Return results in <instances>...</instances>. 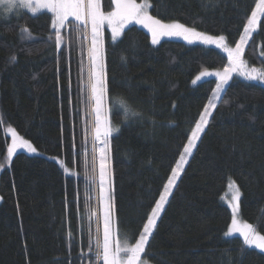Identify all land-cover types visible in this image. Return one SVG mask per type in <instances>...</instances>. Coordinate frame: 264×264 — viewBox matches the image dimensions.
Here are the masks:
<instances>
[{
	"label": "trees",
	"instance_id": "obj_1",
	"mask_svg": "<svg viewBox=\"0 0 264 264\" xmlns=\"http://www.w3.org/2000/svg\"><path fill=\"white\" fill-rule=\"evenodd\" d=\"M150 2L151 15L224 35L230 47L255 4ZM102 9L110 11L111 0H102ZM53 31L49 12L19 9L0 18V264H97L96 192L94 186L89 191L88 179L93 149L85 103L88 46L83 25L74 20L62 30L60 49L49 39ZM104 43L110 121L119 129L109 138L114 208L122 233L131 238L138 236L217 83L213 78L192 81L206 69L220 70L228 59L216 47L181 38L152 45L150 33L137 25L116 41L107 30ZM244 57L264 71V26L253 33ZM120 100L138 116L124 121ZM9 127L40 154L18 152L9 164ZM229 180L242 193V218L264 234V84L239 77L225 88L143 259L151 264H264L259 249L245 246L241 252L243 238L224 235L231 223L223 200Z\"/></svg>",
	"mask_w": 264,
	"mask_h": 264
},
{
	"label": "snow or ice",
	"instance_id": "obj_2",
	"mask_svg": "<svg viewBox=\"0 0 264 264\" xmlns=\"http://www.w3.org/2000/svg\"><path fill=\"white\" fill-rule=\"evenodd\" d=\"M0 2L5 3L9 8L15 7L17 4V0H0ZM19 3L29 8L33 14L41 9H46L51 13V28L54 31L49 39H54L57 49H60L64 42L62 30L66 29L72 20L77 22V25H83L82 35L86 39L90 35L87 47L88 71L85 103L89 109V115L92 117L93 149L92 174L88 179L91 181L89 191H92V186H94L98 203L102 206V217L100 215L96 217V259L99 261L102 258L103 264H147V261L142 259V255L146 253L150 239L158 227V221L185 170L188 158L192 156L197 142L201 141L202 135L205 134L210 124V118L218 103L221 102V93L225 91V85L232 78V74L239 71V74L248 80L264 82V71L255 67L248 69L243 59L245 46L253 33L258 27L264 26L261 24V20L264 18V0H255L254 7L250 15L246 16V23H244L242 33L234 47L227 44L224 35H209L178 20L165 22L151 15L149 9L153 5L150 0H143L141 3H137L136 0H111L112 10L108 12L102 10L101 0H39L38 3L34 0H19ZM133 22L147 29L151 34L152 45L160 44L161 39L165 37L181 38L189 44L200 42L204 45H215L227 53L228 64L222 71L204 70L192 81L193 84H196L202 77L218 79L211 97L194 121L190 134L187 135V142L182 145V150L178 151V159L163 183L158 199H155L154 203L150 205V211L146 213L138 236L134 234L133 237H125L121 241L119 239V220L117 218L114 221L113 173L109 163V138L119 129L112 126L109 118L112 109L109 107L110 89L106 75V50L103 34L105 25H107L111 29V38L115 41L121 36L125 26ZM21 32L31 35L27 28L21 29ZM16 59L15 56L10 58L11 62H15ZM118 103L124 121L138 116V113L133 111L125 101L120 100ZM2 122V118H0V123ZM7 131L11 134V144L7 147V162L9 164L17 149H24L28 153L38 152L37 148L29 140L20 136L15 128L9 127ZM60 164L63 166V161H60ZM3 168L4 166L0 165V170ZM63 171L67 173L69 170L64 168ZM228 188L231 193L228 201L231 208V223L224 235L228 237L238 233L243 238L241 252L247 246L248 248L255 247L264 253V234H261L253 224L241 222L239 219L242 196L239 186L235 181L229 180ZM130 239H134V243H131ZM91 246L90 236L89 247L91 248Z\"/></svg>",
	"mask_w": 264,
	"mask_h": 264
},
{
	"label": "rangeland",
	"instance_id": "obj_3",
	"mask_svg": "<svg viewBox=\"0 0 264 264\" xmlns=\"http://www.w3.org/2000/svg\"><path fill=\"white\" fill-rule=\"evenodd\" d=\"M34 2H39V0H34ZM137 3H141V2H143V0L142 1H136ZM151 3V2H150ZM101 4H102V0H101ZM19 9H24L25 11H27V12H29V13H31V14H33L31 11H30V9L29 8H27V7H24V6H22L20 3H19V0H17V4H16V6L15 7H11V8H9V7H7L6 6V4L5 3H2V2H0V18H9V17H11L17 10H19ZM103 10V9H102ZM112 10V9H111ZM110 10V11H111ZM104 11V10H103ZM41 12H48L46 9H41V10H39L37 13H35V14H33V15H36V14H39V13H41ZM105 12H108V11H105ZM149 12H150V9H149ZM50 13V12H49ZM69 19H72V18H69ZM132 25H137V26H139V27H141V28H143V26L142 25H139V24H136L135 22H133V23H130V24H128V25H126L125 26V28H124V31L127 29V28H129L130 26H132ZM143 29H145L146 31H147V29L146 28H143ZM109 31L110 32V34H111V29L107 26V25H105V28H104V34H103V37H104V42H105V33H106V31ZM89 31H90V29H89ZM123 31V32H124ZM199 31V30H198ZM123 32H122V34H123ZM122 34H121V36H122ZM151 35V34H150ZM121 36L119 37V38H117V40L118 39H120L121 38ZM172 38H176V37H172ZM165 39H170L169 37H165V38H162L161 39V41L162 40H165ZM89 41H90V35H89V37L86 39V42H88V44H89ZM116 41V40H115ZM195 43H200V42H195ZM249 43V42H248ZM200 44H202V43H200ZM104 45H105V43H104ZM248 45V44H247ZM247 45L245 46V50H246V47H247ZM207 46H211V47H216L215 45H207ZM217 48V47H216ZM218 49H220V50H222L223 51V49L222 48H218ZM245 52V51H244ZM226 53V52H225ZM227 54V53H226ZM243 59H244V61L246 62V64H247V67H248V69H251V68H253V67H255L256 65H253V64H251V63H249L247 60H245V57H244V55H243ZM105 63H106V61H105ZM228 64V63H227ZM226 64V65H227ZM225 65V66H226ZM224 66V67H225ZM224 67H222L219 71H222L223 70V68ZM256 68V67H255ZM258 69V68H257ZM207 71H210V72H214V71H218L217 69H214V70H210V69H206ZM200 74V73H199ZM198 74V75H199ZM197 75V76H198ZM233 77H239V78H245L244 76H241L240 74H239V71H237V72H234L233 74H232V78ZM208 78H213V79H215L216 80V82H218V79L216 78V77H202L201 78V80L200 81H197V83H199V82H201V81H203V80H205V79H208ZM231 78V79H232ZM230 79V80H231ZM230 80H229V82H230ZM248 81H250V82H259V83H262V84H264V82H261V81H259V80H248ZM228 82V83H229ZM196 83V84H197ZM227 85L228 84H226L225 85V88L227 87ZM222 94H223V92L221 93V97H222ZM212 95V94H211ZM109 107H110V105H109ZM110 118V117H109ZM112 124V123H111ZM113 126V125H112ZM113 127H115V126H113ZM8 129V128H7ZM7 131V130H6ZM7 133L11 136V134L7 131ZM116 132H114L113 134H115ZM112 134V135H113ZM21 136V135H20ZM24 138V137H23ZM25 139V138H24ZM11 144V139H10V143H9V145ZM197 144H198V142H197ZM8 145V146H9ZM196 149V148H195ZM195 149L193 150V153H194V151H195ZM18 152H26V153H28L26 150H24V149H17V151H16V153H18ZM15 153V154H16ZM14 154V155H15ZM28 154H31V155H39L40 153L39 152H37V153H28ZM193 155V154H192ZM6 157H7V155H6ZM14 157V156H13ZM192 157V156H191ZM191 157H189L188 158V161L190 160V158ZM109 163H110V167H111V158H110V152H109ZM187 165V164H186ZM186 165H185V167H186ZM97 172H98V164H97ZM232 181H235V180H232ZM178 183V182H177ZM236 183V182H235ZM230 196H231V193H230V191H229V188H228V185H227V189H226V191L224 192V195H223V200H224V202H225V204L229 207V205H228V201H229V199H230ZM95 204H97V206H96V217H97V215H100L101 217H102V206L98 203V199H97V195H96V193H95ZM1 201H2V198H1V195H0V204H1ZM229 209H230V211H231V208L229 207ZM116 212H115V208H114V221L117 219V216H116V214H115ZM239 219H240V221L241 222H244V223H247L243 218H242V216H241V209H240V212H239ZM97 225V224H96ZM233 236H239V234L238 233H236V234H233L232 236H228V237H233ZM126 236L122 233V231H121V229H120V227H119V239L121 240V241H123L124 240V238H125ZM130 242L131 243H134V241H132L131 239H130ZM142 259H143V255H142ZM96 263L97 264H103V260H102V258L99 260V261H97V259H96ZM147 264H151V263H149V262H147Z\"/></svg>",
	"mask_w": 264,
	"mask_h": 264
}]
</instances>
